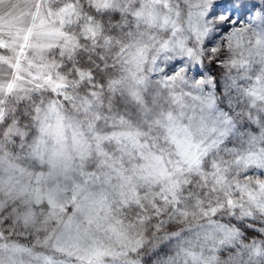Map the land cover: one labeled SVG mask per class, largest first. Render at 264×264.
I'll return each mask as SVG.
<instances>
[{"label":"snow or ice","instance_id":"6c2138e0","mask_svg":"<svg viewBox=\"0 0 264 264\" xmlns=\"http://www.w3.org/2000/svg\"><path fill=\"white\" fill-rule=\"evenodd\" d=\"M0 23V264H264V0H30Z\"/></svg>","mask_w":264,"mask_h":264},{"label":"rangeland","instance_id":"374dc122","mask_svg":"<svg viewBox=\"0 0 264 264\" xmlns=\"http://www.w3.org/2000/svg\"><path fill=\"white\" fill-rule=\"evenodd\" d=\"M31 8L30 0H0V23L3 31L14 34L27 28L31 17L27 14Z\"/></svg>","mask_w":264,"mask_h":264}]
</instances>
